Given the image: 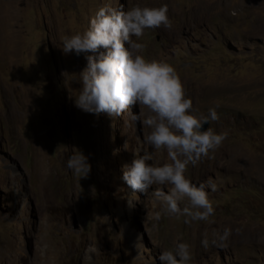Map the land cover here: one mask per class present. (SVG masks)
Instances as JSON below:
<instances>
[{"label": "rangeland", "instance_id": "obj_1", "mask_svg": "<svg viewBox=\"0 0 264 264\" xmlns=\"http://www.w3.org/2000/svg\"><path fill=\"white\" fill-rule=\"evenodd\" d=\"M105 4L167 5L172 27L146 30L143 55L176 69L194 115L218 106L206 129L227 138L185 173L217 186L205 189L207 221L156 220L157 186L130 207L121 169L143 154L149 130L127 113L75 107L87 60L63 54L62 38ZM78 149L87 178L66 167ZM148 151L150 163L168 162ZM225 228L226 247L202 246ZM177 241L190 245L188 264H264V0H0V264H160Z\"/></svg>", "mask_w": 264, "mask_h": 264}, {"label": "clouds", "instance_id": "obj_2", "mask_svg": "<svg viewBox=\"0 0 264 264\" xmlns=\"http://www.w3.org/2000/svg\"><path fill=\"white\" fill-rule=\"evenodd\" d=\"M161 27H172L167 5H134L125 10L123 5L117 8L105 4L91 17L86 30L64 36L60 49L65 55L85 54L87 60L80 72L82 87L75 97V107L97 116L106 114L113 120L127 113L130 121L149 130L143 137V154H134L130 163L122 165V180L131 190L129 206L134 207L141 194L157 186L153 195L161 203L162 212L154 214L156 220L163 213L183 216L186 224L207 221L215 209L205 189L215 192L217 186L211 179L197 186L185 173L189 165H197L218 149L227 133L204 129L205 124L219 120L218 106L209 108L208 115H194L193 102L186 96L176 69L143 55L146 45L137 41L146 30ZM135 106L138 113L132 111ZM149 147L166 151L168 162L150 163L153 155ZM66 167L80 179L91 172L89 157L80 149L69 156ZM164 186H170V190L165 192ZM184 200L188 204L182 208ZM230 235L228 228L222 234L213 233L211 239L205 234L201 244L205 249L226 247ZM191 258L190 245L182 241L159 255L160 264H188Z\"/></svg>", "mask_w": 264, "mask_h": 264}, {"label": "water", "instance_id": "obj_3", "mask_svg": "<svg viewBox=\"0 0 264 264\" xmlns=\"http://www.w3.org/2000/svg\"><path fill=\"white\" fill-rule=\"evenodd\" d=\"M81 57H82V54L80 56H76L74 53H73V58L76 62H79L81 60ZM208 124H205L204 125V129L206 130Z\"/></svg>", "mask_w": 264, "mask_h": 264}]
</instances>
